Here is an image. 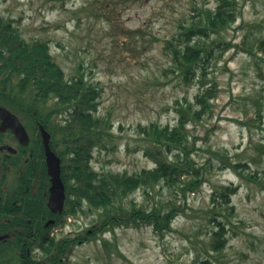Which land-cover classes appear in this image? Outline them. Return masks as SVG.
<instances>
[{"label":"rangeland","instance_id":"1","mask_svg":"<svg viewBox=\"0 0 264 264\" xmlns=\"http://www.w3.org/2000/svg\"><path fill=\"white\" fill-rule=\"evenodd\" d=\"M215 5L216 0H0V17L11 19L25 41H47L66 78L83 73L97 88L99 114L114 123L115 148L96 151L92 166L132 174L154 167L143 154L139 126L175 124V100H192L199 90L165 72L170 64L163 41L178 22L193 17L195 8ZM245 36L264 38V0L238 1L236 22L223 38L240 44ZM254 50L257 57L232 48L213 59L208 80L216 81L219 94L212 114L190 129L198 165H214L219 152L241 164L243 177L233 168L214 169L185 198L163 187L157 198L174 199L183 209L172 231L157 237L149 227L119 228L104 235L106 243L76 246L63 264H264V154L255 150L264 144V62L258 60L264 53ZM220 185L238 191L232 197L228 243L213 252L209 211ZM131 198L151 203L141 191ZM88 223L79 216L54 234L73 235Z\"/></svg>","mask_w":264,"mask_h":264},{"label":"trees","instance_id":"2","mask_svg":"<svg viewBox=\"0 0 264 264\" xmlns=\"http://www.w3.org/2000/svg\"><path fill=\"white\" fill-rule=\"evenodd\" d=\"M238 1L216 0L212 9L195 8L193 17L178 22L176 32L163 41V53L170 64L165 72L183 86L198 85L199 90L192 100L186 97L175 100V124L151 122L139 126V134L145 140L143 154L154 167L132 174L96 171L92 166L96 151L115 148L114 123L110 116L99 114L97 88L83 73L66 78L47 41L25 42L13 21L0 17V104L16 114L31 116L35 127V160H42L38 170L35 166L38 177L47 176L35 122H40L51 134V149L61 161L66 194L61 215L50 214L43 200L35 198L32 215L26 209L23 215H18L17 222L26 224V219H31L30 223L36 226L41 224V218L54 217V227L64 228L68 217L75 220L83 216L89 221L87 227L73 235L51 236L53 228L44 238L45 229L34 230V237L27 236L30 233L27 230L26 235L17 234L11 248L15 252L5 259L0 257V264H63L76 246L96 240L106 243L104 235L119 228L149 227L155 236L163 237L173 230V222L183 212L174 199L157 198L163 187L175 197L185 198L206 182L214 169L233 168L243 177L241 164L219 152L214 153L219 158L214 165L211 161L198 165L192 157L194 143L190 130L212 114V103L219 94L216 81L208 80L213 59L232 48L253 57H257L255 48L264 53V38L255 37L251 41L245 36L240 44L223 38V33L236 22ZM258 60L264 62L262 57ZM255 150L264 154V144ZM137 191L151 203L144 205L132 199ZM237 191L238 187L233 185H220L212 192L209 221L214 229L210 251H222L228 243L227 225L231 223L232 197ZM25 202L19 200V210L26 207Z\"/></svg>","mask_w":264,"mask_h":264},{"label":"flooded vegetation","instance_id":"3","mask_svg":"<svg viewBox=\"0 0 264 264\" xmlns=\"http://www.w3.org/2000/svg\"><path fill=\"white\" fill-rule=\"evenodd\" d=\"M1 105V104H0ZM2 106V105H1ZM15 115L25 129L26 138L19 140L12 128H2L0 120V257L14 253L11 249L16 243V236L26 235L24 231H29L27 236L34 237V230L45 229L43 238L48 234L50 228L55 225V218H41V224H31V219H26V224L17 222L18 215H23L25 210L32 215L33 202L35 198H41L46 209L49 199L50 178L37 175L42 160H35L34 153V129L33 121L28 114ZM38 129L37 144L43 148L42 138L39 131V122H35ZM45 163V161H44ZM19 200H26L25 208L18 209ZM52 211L50 210V214ZM62 213V212H61ZM53 213L52 215H61ZM50 222V223H49ZM27 255H30L29 251Z\"/></svg>","mask_w":264,"mask_h":264},{"label":"water","instance_id":"4","mask_svg":"<svg viewBox=\"0 0 264 264\" xmlns=\"http://www.w3.org/2000/svg\"><path fill=\"white\" fill-rule=\"evenodd\" d=\"M0 120L2 128H12L20 141L26 138L25 129L19 120L6 109L0 107ZM44 146L47 174L50 178L48 208L53 212H62L65 201L64 185L60 177V159L50 148V134L40 126Z\"/></svg>","mask_w":264,"mask_h":264}]
</instances>
